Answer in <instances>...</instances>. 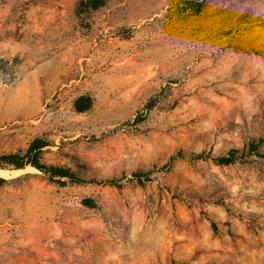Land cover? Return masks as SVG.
Returning <instances> with one entry per match:
<instances>
[{"label": "rangeland", "instance_id": "obj_1", "mask_svg": "<svg viewBox=\"0 0 264 264\" xmlns=\"http://www.w3.org/2000/svg\"><path fill=\"white\" fill-rule=\"evenodd\" d=\"M78 1L0 0V154L83 180L0 168V264H264V0Z\"/></svg>", "mask_w": 264, "mask_h": 264}, {"label": "trees", "instance_id": "obj_2", "mask_svg": "<svg viewBox=\"0 0 264 264\" xmlns=\"http://www.w3.org/2000/svg\"><path fill=\"white\" fill-rule=\"evenodd\" d=\"M107 0H79L77 3V9L79 12H85L88 10H94L102 7ZM201 2L194 1L191 3V7L195 11L201 9ZM91 105V99L89 96H79L74 102V108L77 111H84L88 109ZM151 106V104H150ZM143 119V116L136 115L132 118V122L137 123ZM264 138H260L257 142H251L249 144V150L253 153H258L257 148ZM49 142L43 137L36 136L34 137L23 150L6 152L0 154V168H11L18 169L24 168L27 165L33 166L34 168L42 171L48 176L51 180H56L64 182L67 179L70 182L83 181L76 176L68 167L56 164H47L41 160V152L44 147L48 146ZM243 152L238 149L230 148L226 151L225 154L219 156H213L212 159L218 164H230L240 158ZM180 154L171 155L169 160H172L174 157H178ZM203 155L201 153L195 154V158H201ZM141 177L148 179L147 175L144 173L133 172L130 174V178H135L138 181L141 180ZM126 178L122 175L119 178H111L103 181L105 184L120 186V181ZM129 179V178H128ZM5 179L0 176V184L3 183ZM83 203L89 207H95L97 203L92 198H84Z\"/></svg>", "mask_w": 264, "mask_h": 264}, {"label": "bare ground", "instance_id": "obj_3", "mask_svg": "<svg viewBox=\"0 0 264 264\" xmlns=\"http://www.w3.org/2000/svg\"><path fill=\"white\" fill-rule=\"evenodd\" d=\"M17 170H20V169H12L11 171H14V172L16 171L17 172ZM8 171L9 170H6V169H0V174H3V173L8 172Z\"/></svg>", "mask_w": 264, "mask_h": 264}]
</instances>
